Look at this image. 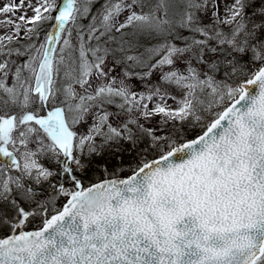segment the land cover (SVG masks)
<instances>
[{
	"label": "snow or ice",
	"instance_id": "snow-or-ice-1",
	"mask_svg": "<svg viewBox=\"0 0 264 264\" xmlns=\"http://www.w3.org/2000/svg\"><path fill=\"white\" fill-rule=\"evenodd\" d=\"M0 30V264H264V0H3Z\"/></svg>",
	"mask_w": 264,
	"mask_h": 264
},
{
	"label": "rangeland",
	"instance_id": "rangeland-1",
	"mask_svg": "<svg viewBox=\"0 0 264 264\" xmlns=\"http://www.w3.org/2000/svg\"><path fill=\"white\" fill-rule=\"evenodd\" d=\"M3 3V0H0V4H2ZM98 7V6H97ZM28 16H31L32 15V12H31V10H29L28 11ZM17 15H19V13L17 14ZM84 23H87V21H84ZM0 31H2V30H0ZM21 37H23V32H21ZM43 40V34L41 35V41ZM75 42V41H74ZM21 43H26V41H24L23 39L21 40ZM113 163H114V161H113ZM103 178V176L100 174V173H96L95 175H93L92 176V180H96V179H102ZM85 185H88L89 183H90V180L89 179H85ZM63 201H61V203H62Z\"/></svg>",
	"mask_w": 264,
	"mask_h": 264
},
{
	"label": "trees",
	"instance_id": "trees-1",
	"mask_svg": "<svg viewBox=\"0 0 264 264\" xmlns=\"http://www.w3.org/2000/svg\"><path fill=\"white\" fill-rule=\"evenodd\" d=\"M195 135H196V132H189V138H192Z\"/></svg>",
	"mask_w": 264,
	"mask_h": 264
}]
</instances>
